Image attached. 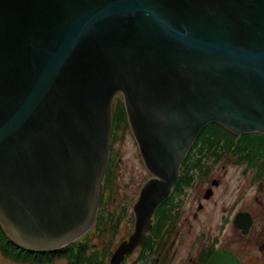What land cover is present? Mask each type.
Returning <instances> with one entry per match:
<instances>
[{
    "label": "water",
    "instance_id": "1",
    "mask_svg": "<svg viewBox=\"0 0 264 264\" xmlns=\"http://www.w3.org/2000/svg\"><path fill=\"white\" fill-rule=\"evenodd\" d=\"M120 93L165 179L143 189L139 228L208 125L264 135V0H0V224L20 247L57 250L93 226Z\"/></svg>",
    "mask_w": 264,
    "mask_h": 264
},
{
    "label": "flooded vegetation",
    "instance_id": "2",
    "mask_svg": "<svg viewBox=\"0 0 264 264\" xmlns=\"http://www.w3.org/2000/svg\"><path fill=\"white\" fill-rule=\"evenodd\" d=\"M216 164L219 163L181 165L177 173L180 177L178 182H173L168 197L147 220H143L139 228L135 208L143 189L153 181L162 183L165 179L157 177L150 165H144L147 177L137 201L133 204L119 201L118 204V194L126 190L130 181L120 186L119 183L122 181L120 165H108L96 223L76 243L91 256L89 260L96 255L100 264L106 246L115 247L111 251L112 257L118 247L136 235L138 230V245L125 256L122 264H209L219 253L237 258L240 264H247L245 262L247 243L251 241L259 243L263 240L264 225L257 222L251 212L243 211V173L246 171V165H231L240 171L239 184L235 190L237 194L233 201L228 200L226 192H230V186L227 185L219 202L217 198L222 187L217 178L218 169L224 170L225 174L228 165ZM250 172L253 174V180L255 172L253 170ZM154 189L156 194L160 190L152 188L151 192ZM126 199L127 202L131 201L127 196ZM204 203H207V207ZM115 206L118 207L117 216L111 210ZM243 212H248L253 217V225L247 235L243 234ZM125 221L128 229L121 235V224L123 225ZM259 226L261 229L257 233ZM108 236L112 240L106 242L107 244L103 243L105 245L103 247L100 241ZM260 248L264 250V246ZM111 257L109 263L105 261L103 264H111Z\"/></svg>",
    "mask_w": 264,
    "mask_h": 264
},
{
    "label": "trees",
    "instance_id": "3",
    "mask_svg": "<svg viewBox=\"0 0 264 264\" xmlns=\"http://www.w3.org/2000/svg\"><path fill=\"white\" fill-rule=\"evenodd\" d=\"M128 130L130 127L124 103L118 101L113 109V147L118 141L119 133H125ZM113 147L109 165H119L117 158H114ZM209 158H212L215 163L231 158L234 165H246V172L250 170L255 172L253 179L255 183L261 181L264 179V135L255 133L236 136L218 124H210L195 142L184 165H209ZM0 250L7 258L17 263L30 259L34 262L33 264H52L55 260L66 258L72 264L85 262L99 264L97 257L96 260L94 259L95 256L89 260L91 256L79 244H72L50 252L26 250L10 240L1 226ZM107 257L103 258L100 264H103Z\"/></svg>",
    "mask_w": 264,
    "mask_h": 264
},
{
    "label": "rangeland",
    "instance_id": "4",
    "mask_svg": "<svg viewBox=\"0 0 264 264\" xmlns=\"http://www.w3.org/2000/svg\"><path fill=\"white\" fill-rule=\"evenodd\" d=\"M118 101L124 102V97L121 93L118 94L114 99V105ZM113 152L115 153L114 158H117V163L120 165L121 168L120 172L122 175V181L119 183V185L122 186V184L128 183L130 181V185L126 186V190L124 189L118 194L119 195L118 204H120L119 201H123L124 203L127 204H133L134 202L137 201L140 190L142 186L145 184L147 176L144 171L145 163L143 161L142 156L140 155L138 144L131 130H128L125 133L123 132L119 133L118 141L114 144L113 147ZM213 162H214L213 159L209 158V163H213ZM218 163L219 164L216 165H228V168L225 174H224V170L218 169L217 178H219L218 180H220L222 188L220 190L217 199L220 202L223 189H226V186L229 185L230 192L229 191L226 192L227 194L226 197L228 198V200L231 199V201H233L235 195L237 194L235 190L237 188V185L239 184L238 180L240 176L239 173L240 171L237 170L235 167L231 166L234 165L231 158L229 160L220 161ZM252 175L253 174L250 171L248 172L245 171V173H243V205H242L243 211L251 212L254 215L257 222L259 223L261 222V224L264 225V180L255 183L254 180H252ZM126 196L131 201L127 202ZM207 203H204L206 207H207ZM117 206L111 208V210L114 211L116 216L118 211ZM129 217H131V212L129 213ZM127 221H125L123 225L121 224V228H122L121 235H123L124 231L128 229ZM260 229L261 227L259 226L257 233H259ZM89 230L90 229H88L85 233H83V235L87 234ZM111 240L112 238L108 236L101 239L100 242H102L101 245H103L104 247L105 245L103 243L107 244L106 242ZM126 242L129 243L130 240H127ZM260 246H264V238L259 243H255L254 241L247 243V247H246L247 250L245 249L247 251V255H245V260H246L245 262L247 264H264V250H262ZM114 248H115L114 246H110V245L106 246L104 250L105 253L104 251L103 253L101 252L102 253L101 259L107 257L108 255L111 257V251H113ZM94 256H95L94 259L96 260V255ZM110 257H107L108 259L106 258L107 263H109ZM20 262L21 263H17L11 260L10 258H7L0 250V264H33L34 263L30 259H24L23 261ZM52 264H72V263L68 259L63 258V259L55 260V262ZM80 264H85V263H80Z\"/></svg>",
    "mask_w": 264,
    "mask_h": 264
}]
</instances>
